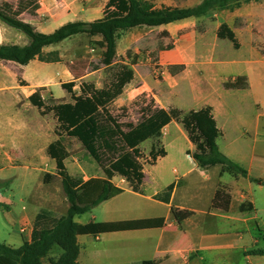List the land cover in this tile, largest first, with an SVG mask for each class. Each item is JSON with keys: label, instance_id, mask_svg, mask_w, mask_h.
I'll return each instance as SVG.
<instances>
[{"label": "crops", "instance_id": "crops-1", "mask_svg": "<svg viewBox=\"0 0 264 264\" xmlns=\"http://www.w3.org/2000/svg\"><path fill=\"white\" fill-rule=\"evenodd\" d=\"M5 1L17 4L16 0ZM148 1L158 8H190L203 0ZM108 2L99 0V6L94 5V0H41L34 15L25 12L20 18L37 31L50 34L70 22L103 18ZM223 24L234 32L238 48L219 37ZM78 37L87 36L72 39ZM88 38L102 41L100 37ZM63 43L44 49L45 53L58 52L60 61L35 59L27 65L0 61V173L19 164L40 165L48 160L45 171L56 175L51 171L56 169V163L47 154L48 146L57 140L53 129L44 126L43 118H27L19 105L35 109L29 98L36 92L44 99L50 94L57 102H71L65 100L69 93L62 84L70 83L71 78V82L78 80L79 90L76 85L74 91L79 94L83 82L93 83L90 74L75 78L60 48ZM0 44L25 46L29 39L0 21ZM101 49L102 57L104 43ZM152 58L158 59L165 70L162 79L153 74ZM119 62L130 65L135 76L115 103L129 105L143 96L154 100L156 108L165 110L176 108L186 113L211 107L222 132L217 140L220 151L246 169L251 178L264 180V0L245 3L235 10L215 11L200 19L132 29L118 41L113 65ZM236 82L242 87H227ZM95 85L103 88L101 83ZM55 88L62 91V97L54 96ZM162 142L167 156L161 160L171 156L172 148L177 167L161 169V181L170 180L161 190L156 186L148 189L146 170L142 193L132 191L125 179L116 177L113 182L124 192L88 212L94 211L85 221L76 218L80 224L156 220V225L79 236L78 264H141L146 260L156 264H238L233 254L242 251L248 264H264V255H247L253 249H246L244 244L246 234L254 231V224L260 230L257 194L264 193V185L223 166L199 167L187 153L194 151L195 146L175 121L165 127ZM43 153L45 158L40 157ZM171 184L175 187L170 202L156 199ZM24 186L30 188L31 180ZM221 190L225 200L217 203ZM49 197L52 207L45 209L59 215L68 212L65 193L57 203ZM0 201L11 208L1 195ZM173 209L192 215L179 222ZM36 217L22 218L21 229L31 228L24 234L23 243L31 240ZM143 252L151 257H142Z\"/></svg>", "mask_w": 264, "mask_h": 264}, {"label": "trees", "instance_id": "trees-1", "mask_svg": "<svg viewBox=\"0 0 264 264\" xmlns=\"http://www.w3.org/2000/svg\"><path fill=\"white\" fill-rule=\"evenodd\" d=\"M252 1L259 0H203L190 8H158L148 0H109L103 18L93 22H70L50 34L37 31L30 23L20 18L25 12L34 15L40 8L39 0H17L16 5L4 1L0 2V21L23 33L29 39V44H0V61H12L20 65H27L35 59L43 62L60 61L58 52L45 53L44 49L76 36H87L102 39L105 50L101 63L111 67L117 57L118 41L132 29L154 28L189 18L200 19L215 11L235 10ZM218 35L221 39L233 42L236 48L239 47L236 36L228 25L223 24ZM115 65L117 68L110 84L103 88H98L94 83L83 82L78 94L74 91L75 82L62 84L63 89L71 95V102L49 105L40 92L30 96V103L42 115L53 113L57 120L55 133L59 139L48 146L47 154L56 163L57 176L62 181L69 209L64 215L41 209L35 219L30 241L24 242L18 248L0 242V264H78L81 251L79 236H98L116 231L154 227L156 220L80 224L76 218L124 192L113 182L116 177L125 179L132 191L142 193L146 177L143 161L146 157L141 145L148 140L155 141L147 162L156 165L161 158L167 156L162 137L165 127L173 121L182 125L195 146L194 151L187 153L199 167L208 169L223 166L264 185V180L251 178L246 169L220 151L217 140L222 136V132L217 126L211 107L185 113L176 108H156L154 100L151 99L150 106L136 124L124 122L114 116L110 106L122 95L127 84L135 76L130 65L122 62ZM227 87L240 88L242 85L238 82L228 83ZM62 137L78 140L97 163L102 175L88 180L71 175L66 166L70 153ZM55 177L46 173L44 182L49 183ZM7 183L2 182L0 187ZM174 187L175 185L171 184L163 194L157 195L156 199L169 203ZM224 196L221 190L216 202L224 201ZM172 211L179 222L192 215L188 211ZM56 246L62 249V253L51 257L50 254ZM247 255L263 256L264 249L250 250ZM141 264L156 262L146 260Z\"/></svg>", "mask_w": 264, "mask_h": 264}, {"label": "rangeland", "instance_id": "rangeland-1", "mask_svg": "<svg viewBox=\"0 0 264 264\" xmlns=\"http://www.w3.org/2000/svg\"><path fill=\"white\" fill-rule=\"evenodd\" d=\"M4 1L5 0H0V2ZM39 2L41 3V0H39ZM94 5H99V0H94ZM102 46V41H95L93 39H89L88 37H78L76 39L65 41L63 45L60 46V48L64 55H66L70 70L75 78L81 77L85 74H90L92 76L93 83H101L104 87L105 85L110 84L117 66L115 65L105 68L102 65ZM153 63L159 64V60L153 59ZM70 80L73 81L72 78ZM79 83L80 82L77 80V86L75 88L77 91L79 90ZM53 94L55 97H62V91L60 89L55 88L53 90ZM45 100L49 105L57 102V100L53 99L50 94L45 95ZM65 100L72 101L71 96L68 94ZM150 100L151 99L142 96L129 105H120L119 103L114 102L110 106V111L114 116L120 118L124 122L138 123L142 119L143 112H145L148 106H150ZM19 107L22 109V113L27 118H43L44 126H46L48 130L53 129L55 138H59L55 133L58 123L53 113L42 115L37 108L25 109L21 105H19ZM62 141L70 153L69 158L66 160V166L71 175L85 179H89L94 175H102V171L100 170L97 163L89 156L87 151L83 149L81 143L78 140L62 137ZM261 141L264 144V136L261 137ZM154 143V140L146 141L141 145V150L146 157L143 163L147 174L148 189L156 186L161 190V187L170 181L168 179L161 181V169L166 166L171 167V169L177 167L175 160L177 155L176 152L170 148L171 156L169 158L163 160L160 159L156 165L150 166L147 160L149 159V153ZM40 157L45 158V154L43 153V155ZM46 162H48V160H46L44 163H41L40 165L36 163H30L26 165L18 163L19 165L17 167L6 169L0 173V178L3 179H0V184L5 181L8 182L7 184H4L0 187V195L5 198L6 203H9L11 207L10 209L7 208L0 201L1 243L16 248L20 247L26 237V235L20 232L22 218L27 215L33 219L39 213L41 208L45 209V207H52V202L49 196H52V201H54V203H57V201L60 202L61 199L64 198V192L62 191V181L60 177L57 176L56 169H51V171L55 172L56 177L49 183L44 182L43 178L47 173V171H45ZM170 179H172V177ZM27 180H31L30 188L24 186V183ZM257 206L260 209L257 220L260 230H258L256 224H254V231L246 234L244 244L248 250L257 248L264 249V193L257 194ZM23 207H25L26 210H23ZM93 212L94 211L87 213L80 218L78 217L77 220L80 219L85 221L93 214ZM61 253L62 249L56 246L54 247L50 256L56 257ZM142 254V257H151L150 254H146L145 252ZM233 259L235 260V263L238 262V264H248L244 261L245 257L243 255V251L235 252L233 254ZM107 262L108 261H106L105 264H107ZM253 264H259V261H255Z\"/></svg>", "mask_w": 264, "mask_h": 264}, {"label": "built area", "instance_id": "built-area-1", "mask_svg": "<svg viewBox=\"0 0 264 264\" xmlns=\"http://www.w3.org/2000/svg\"><path fill=\"white\" fill-rule=\"evenodd\" d=\"M153 71H154V74L157 78H162L164 75H165V70L163 69V67L160 65V64H154L153 66ZM31 228H29L28 226H24L22 229H21V233L22 234H26L27 232L30 231Z\"/></svg>", "mask_w": 264, "mask_h": 264}]
</instances>
